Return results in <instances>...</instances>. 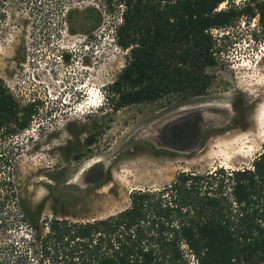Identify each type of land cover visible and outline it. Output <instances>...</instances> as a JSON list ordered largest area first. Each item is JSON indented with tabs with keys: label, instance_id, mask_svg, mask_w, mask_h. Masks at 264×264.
<instances>
[{
	"label": "rangeland",
	"instance_id": "374dc122",
	"mask_svg": "<svg viewBox=\"0 0 264 264\" xmlns=\"http://www.w3.org/2000/svg\"><path fill=\"white\" fill-rule=\"evenodd\" d=\"M124 8V0H0V81L18 108L36 110L24 129L0 131V180L10 178L15 195L2 193L0 202L12 217L42 203L40 221L103 218L128 206L133 189L161 186L181 171L249 167L261 150L258 16L212 31L222 36L220 52L205 68L200 96L167 94L114 111L107 94L128 55L115 40ZM26 234V225L0 226V247L13 243L18 253Z\"/></svg>",
	"mask_w": 264,
	"mask_h": 264
},
{
	"label": "trees",
	"instance_id": "16d2710c",
	"mask_svg": "<svg viewBox=\"0 0 264 264\" xmlns=\"http://www.w3.org/2000/svg\"><path fill=\"white\" fill-rule=\"evenodd\" d=\"M124 6L115 40L128 55L108 87L114 111L167 94L200 96L209 82L205 68L220 52L222 36L212 31L256 15L264 27V0L241 6L234 0H124ZM35 112L32 104L18 108L0 81L3 135L27 127ZM93 141V135L85 138L87 146ZM7 184L10 191L0 188L5 200L15 196L10 178L0 180ZM5 200L0 226L26 225L30 234L21 237L18 253L13 243L2 245L0 264H264V143L249 167L178 172L161 186L133 189L128 206L103 218L40 221L39 203L20 206L17 219L3 209Z\"/></svg>",
	"mask_w": 264,
	"mask_h": 264
},
{
	"label": "built area",
	"instance_id": "2783aa9c",
	"mask_svg": "<svg viewBox=\"0 0 264 264\" xmlns=\"http://www.w3.org/2000/svg\"><path fill=\"white\" fill-rule=\"evenodd\" d=\"M39 14H41V12H39ZM29 101H30V102H35V101H36L35 96H32V98H30Z\"/></svg>",
	"mask_w": 264,
	"mask_h": 264
},
{
	"label": "bare ground",
	"instance_id": "6f19581e",
	"mask_svg": "<svg viewBox=\"0 0 264 264\" xmlns=\"http://www.w3.org/2000/svg\"><path fill=\"white\" fill-rule=\"evenodd\" d=\"M179 114H181V113H179ZM179 114H177V115H179ZM177 115H176V116H177ZM262 136H263V134H262ZM262 142L264 143V137H263V139H262Z\"/></svg>",
	"mask_w": 264,
	"mask_h": 264
},
{
	"label": "flooded vegetation",
	"instance_id": "af4514ba",
	"mask_svg": "<svg viewBox=\"0 0 264 264\" xmlns=\"http://www.w3.org/2000/svg\"><path fill=\"white\" fill-rule=\"evenodd\" d=\"M41 27H43V26H41ZM66 59V58H65ZM76 96L75 97H77L79 94H75ZM76 99V98H75Z\"/></svg>",
	"mask_w": 264,
	"mask_h": 264
},
{
	"label": "clouds",
	"instance_id": "9594fccd",
	"mask_svg": "<svg viewBox=\"0 0 264 264\" xmlns=\"http://www.w3.org/2000/svg\"><path fill=\"white\" fill-rule=\"evenodd\" d=\"M65 56H68V55H65ZM77 91V90H76ZM79 92V91H78ZM73 94H76V92H73Z\"/></svg>",
	"mask_w": 264,
	"mask_h": 264
}]
</instances>
